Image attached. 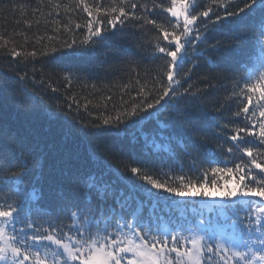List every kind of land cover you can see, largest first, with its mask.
I'll use <instances>...</instances> for the list:
<instances>
[{
  "label": "snow or ice",
  "instance_id": "snow-or-ice-1",
  "mask_svg": "<svg viewBox=\"0 0 264 264\" xmlns=\"http://www.w3.org/2000/svg\"><path fill=\"white\" fill-rule=\"evenodd\" d=\"M48 8L44 13L38 6L32 14L53 17L54 35L37 36L32 51H21L29 37L20 33L24 43L17 45L0 34V55L25 66L38 56L48 58L52 72L70 87L74 80H89L95 69L57 65L56 54L80 57L105 49L100 65L105 77L126 73L130 78L120 87L121 103L113 104L107 115L79 121L80 130L90 136H121L125 129L167 112L166 122L158 120L159 140L145 136L140 151L149 157L169 155L177 162L165 168L149 159L132 166L127 157L135 158V143L119 144L113 150L120 155L119 164L91 152V168L68 164L50 169L45 191L41 159L46 157L40 143L29 130L10 124L3 109L5 90L16 85L34 109L46 105L33 83L36 70L31 77L27 72H4L0 264H264V0H48ZM7 10L23 13L25 6ZM78 13L85 14L83 24L73 19ZM61 16L63 24L55 18ZM23 22L31 27L41 21ZM225 27L230 37L216 39ZM81 29L83 35L77 37ZM210 38L214 42L202 47ZM117 39L150 48L151 60L162 59L163 65L154 68L126 58L122 46L114 43ZM249 39L253 48L247 60L238 62L229 55L233 45L245 52ZM199 57H204L203 65ZM194 69L205 70L200 76L203 87L188 83ZM220 73L231 75L224 78ZM221 79L230 80L231 90L214 115L205 98L215 93V81ZM39 83L43 90L45 81ZM88 86L99 90L95 83ZM48 87L59 92L52 81ZM219 87L227 89V84ZM127 92L134 95L124 100ZM68 99L79 113V101ZM232 103L237 110L226 116L221 109ZM89 104L83 105L85 111ZM72 106L67 104L69 110ZM59 111L76 121L71 111ZM236 118L240 123H233ZM209 133L219 142L213 143ZM179 153L189 158L187 171L177 160ZM202 154L210 167L199 162Z\"/></svg>",
  "mask_w": 264,
  "mask_h": 264
},
{
  "label": "trees",
  "instance_id": "trees-1",
  "mask_svg": "<svg viewBox=\"0 0 264 264\" xmlns=\"http://www.w3.org/2000/svg\"><path fill=\"white\" fill-rule=\"evenodd\" d=\"M60 2L68 3L69 0H60ZM92 0H89L91 3ZM210 2V0H209ZM234 3H239V0H233ZM12 5H22L25 6L23 13L17 10L15 12L7 10L10 9ZM40 6L41 11L47 13L48 0H44L43 5H39V0H0V34H3L6 38L15 40L17 45L24 43L23 37L19 34L24 33L29 37L28 43L24 48H21V51L33 50V44L35 42V37L45 36V35H54L51 29L54 25L51 23L53 17L45 15L40 17L39 14L33 16L32 9ZM242 6V5H241ZM56 19L61 20V24L65 22L64 18L55 17ZM27 19L30 21H35L40 19V24L33 22L31 27H28L23 21ZM73 19L77 23L83 24L85 22V14L78 13ZM19 20L20 23H16ZM44 20H47L48 23L45 24ZM228 22L225 21V25ZM171 31V29H169ZM12 33H16L15 36H12ZM83 35V30H77L76 36L80 37ZM152 35H155L153 32ZM231 30L229 27H225L223 33H217L216 39L223 40L225 37H230ZM119 37V34H118ZM66 36H62L61 39H66ZM46 42V41H45ZM214 41L210 38L205 45L211 44ZM114 43L122 46V54L131 60L140 61L142 64L149 67H160L163 65L164 61L162 59L151 60L150 52L151 49L145 47L143 49L138 48L135 43L129 44L127 40L117 39ZM39 45H37V49ZM253 44L251 39L247 45V50L241 52L238 46L233 45L229 49V55H234L236 61L242 62L247 60L248 55L251 53ZM124 49H129L125 51ZM105 49H98L95 53H90L86 56H67L63 53L56 54L57 59L54 62L55 64H71L75 67H86L95 69V73L87 81H73L69 87L67 83L62 80L58 74L52 72L53 62L48 58L38 56L36 62L29 63L26 66L24 64L17 65L12 58L0 55V75L4 72L12 70L18 72H27L29 77L33 75V69L36 70L34 84L36 90L44 97V100L47 102L45 106L41 108H33L31 101L23 96L21 88L19 85L14 86L12 89L5 90L3 100V109L6 120L16 127H22L29 130L36 140L40 143V151L44 153V157L41 162L44 165L43 168V187L45 191L48 188V177L51 170H58L60 167L68 164L81 167H93L92 163L88 160L89 153L96 152L99 155H107L108 158L114 164L120 163V155L118 153L113 154V150L119 144L128 145L129 143H135L136 153L135 158L128 156L127 159L132 166H140L142 162H145L151 159L157 166H164L165 168L172 164L174 165L177 161L173 160L169 155H160L149 157L145 153L140 151L141 146L144 144V137L147 136L149 140L157 139L159 140L161 129L158 127V120L160 122H166L168 120L167 112H162L158 120L153 118L147 122H144L140 126H133L124 130L121 136H117L115 133L102 132L100 135H85L79 128V121L83 120L85 122L95 119L96 115H107L112 110V105H119L121 103V92L120 87L128 82L130 78L126 73L117 74L115 77L109 76L105 77L104 72L100 69L101 63L104 61L103 52ZM208 55H213L208 53ZM215 58V57H214ZM19 59V58H17ZM199 63L203 65L204 57L198 58ZM189 65H185L187 68ZM43 69V72H41ZM204 69H194L193 77L188 83L193 84L194 87H203V84L200 83V76L203 75ZM215 71L219 72V69ZM224 78L229 77L230 73H220ZM44 80L45 84L43 90L40 88V81ZM48 81H52V86L59 89V92L52 93L48 87ZM33 83L28 85L29 88L33 87ZM95 83L97 89H93L88 85ZM217 84V90L211 97L205 98L208 103V109L214 115H218L215 112V108L219 107V104L223 102L224 96L228 95L231 90L230 80L221 79L215 81ZM222 84H227V89L219 87ZM103 85H107L105 88ZM188 85L185 84L184 87ZM129 95H134V92H127L123 94V99L128 100ZM111 96V101H106V97ZM69 97H74L79 101L80 108L79 113H77V106L73 103L72 100L68 99ZM91 101L89 104L88 110L85 111L83 105ZM107 103V111H104V104ZM67 104H73L71 110L68 109ZM99 104V108L94 106ZM183 108L184 105L181 104ZM51 109L49 111L48 109ZM60 109L64 113L71 111L73 116H76V121H72L69 117L62 116ZM237 110L236 104L232 103L229 106L226 105L225 109H221L224 114L230 115L232 112ZM55 113V115H52ZM91 113V115H89ZM58 117V118H57ZM220 123H229L227 120H221ZM233 123H240L238 118L234 119ZM241 126H243L241 124ZM213 130L215 127L213 126ZM163 135L167 136L168 131L163 130ZM209 138L213 143L219 142L215 137H212L209 133ZM177 152L179 150L177 149ZM177 160L182 161L185 167V170H188L189 167V158L183 153H179ZM208 156L202 154L200 156L199 162L203 164V167L207 168L210 165L207 163ZM247 160V158H245ZM239 162V161H237ZM223 167L224 165H220ZM227 166H232L228 164ZM130 175V174H129ZM194 177V174H193ZM36 179L35 175L29 177L26 182L28 186H31L32 182ZM228 179V177H225ZM41 182H37V187L40 186ZM235 183V181L233 182ZM232 185H229L231 187ZM209 190L211 186L209 185ZM199 199V198H196Z\"/></svg>",
  "mask_w": 264,
  "mask_h": 264
}]
</instances>
